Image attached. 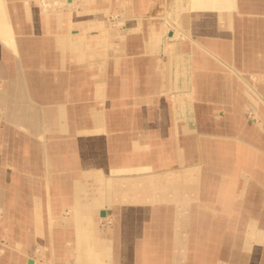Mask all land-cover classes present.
Wrapping results in <instances>:
<instances>
[{
    "label": "crops",
    "instance_id": "obj_1",
    "mask_svg": "<svg viewBox=\"0 0 264 264\" xmlns=\"http://www.w3.org/2000/svg\"><path fill=\"white\" fill-rule=\"evenodd\" d=\"M208 170L264 225V0H0V205L73 221L56 245L77 249L0 264H126L97 217L167 207L181 229Z\"/></svg>",
    "mask_w": 264,
    "mask_h": 264
},
{
    "label": "rangeland",
    "instance_id": "obj_2",
    "mask_svg": "<svg viewBox=\"0 0 264 264\" xmlns=\"http://www.w3.org/2000/svg\"><path fill=\"white\" fill-rule=\"evenodd\" d=\"M48 8H55V4L50 2ZM206 173H208V179L202 183V187H205L202 199L207 201L208 206L203 209L207 213H197L198 204L195 201L200 199L193 200L190 207L192 213L188 214V217L192 219L191 223L182 225L181 229L175 225L174 233L171 228L172 214L167 213V207L156 208L154 220L151 211L147 214L142 213L140 209L136 212L135 208H129L130 210L124 208L123 213L117 215L113 213L112 207L109 210L111 217L108 220L97 217L96 225L103 231L110 229L113 231L116 220L124 225L118 237L123 238L124 255H129V261L126 264H169L166 255L168 250L170 255L174 256L176 264H217V260L224 264H264V225H251V227L246 225L247 203L243 204V209L237 206L239 198L235 195L239 192V182L222 181L223 178L230 179V177L218 175L215 171L208 170ZM71 208L72 214L70 211L62 210L58 216H66L72 221L75 206ZM18 210L19 208L15 210L12 206L4 207L3 203L0 205L1 256L9 252H14L23 258L29 256L24 251L25 245L29 244L31 256H35L39 263H43L45 256L42 260V252L49 254L52 250L51 253L55 254V250L57 252L62 250L61 253L66 255L63 249L68 247L72 249L69 258L75 263L77 249L70 241L63 246L56 245L57 239L64 241L68 229H73L71 226L73 221H68V224L65 222L56 224L52 221L50 225L48 207L47 212L44 211V213L34 212V208H32L33 212H27L25 208L23 210L26 212ZM242 210L244 213H241ZM179 233L182 239L180 243L176 240ZM245 236L249 237L248 245L243 243ZM13 238L16 239L15 242L11 241ZM173 238L175 244L168 247V239ZM51 239H53V245L50 244ZM150 241L156 245L150 247L145 244ZM52 258L56 264L57 258L55 256ZM46 259L50 264L51 256Z\"/></svg>",
    "mask_w": 264,
    "mask_h": 264
}]
</instances>
